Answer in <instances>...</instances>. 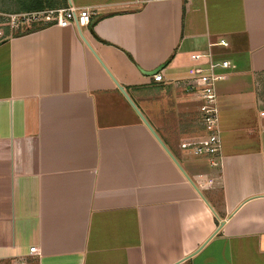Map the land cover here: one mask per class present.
<instances>
[{
    "label": "crops",
    "instance_id": "obj_1",
    "mask_svg": "<svg viewBox=\"0 0 264 264\" xmlns=\"http://www.w3.org/2000/svg\"><path fill=\"white\" fill-rule=\"evenodd\" d=\"M70 5L94 11L89 27L0 38V264H264V0H0V13ZM209 59L230 62L217 166L180 147L207 132L174 83Z\"/></svg>",
    "mask_w": 264,
    "mask_h": 264
},
{
    "label": "built area",
    "instance_id": "obj_2",
    "mask_svg": "<svg viewBox=\"0 0 264 264\" xmlns=\"http://www.w3.org/2000/svg\"><path fill=\"white\" fill-rule=\"evenodd\" d=\"M94 11L90 8H78L75 6H66L63 8L47 9L43 11L20 13V14H2L0 13V37L4 33V26L10 28V32L25 30L32 25L56 24L61 27L77 26L79 29L89 27L93 20ZM217 45L227 46L226 40H220ZM210 57V54L195 53L192 59L199 62L202 58ZM204 64H194L188 70L185 78H179L174 81L177 85H185L187 90L197 96L199 99V112L201 123L206 135L197 140L182 142L180 147L186 154L194 157H205L212 166L220 165L222 153V141L220 136V118L217 108L216 83L219 80L227 78L217 69H226L230 66L228 60L214 61L209 59ZM154 79L161 81L163 75L158 73ZM39 253L36 246L30 248V254Z\"/></svg>",
    "mask_w": 264,
    "mask_h": 264
},
{
    "label": "trees",
    "instance_id": "obj_3",
    "mask_svg": "<svg viewBox=\"0 0 264 264\" xmlns=\"http://www.w3.org/2000/svg\"><path fill=\"white\" fill-rule=\"evenodd\" d=\"M40 8H44V7L41 6V7L35 8V9H40ZM40 27H41V25H33V26H30V27L26 28L25 31L37 29V28H40ZM3 29H4V33H3V35L0 38H6L8 36H11L12 34L15 35V34L21 33L20 30L15 31V32H10V28L8 26H4Z\"/></svg>",
    "mask_w": 264,
    "mask_h": 264
},
{
    "label": "water",
    "instance_id": "obj_4",
    "mask_svg": "<svg viewBox=\"0 0 264 264\" xmlns=\"http://www.w3.org/2000/svg\"><path fill=\"white\" fill-rule=\"evenodd\" d=\"M122 91L126 94V96L128 97L127 93L125 92V90L123 88H121ZM129 98V97H128ZM130 100V98H129ZM131 101V100H130ZM132 105L136 108V110L138 111V113L140 114V116L143 118L142 114L140 113V111L137 109V107L135 106V104L131 101ZM144 119V118H143ZM145 120V119H144Z\"/></svg>",
    "mask_w": 264,
    "mask_h": 264
},
{
    "label": "rangeland",
    "instance_id": "obj_5",
    "mask_svg": "<svg viewBox=\"0 0 264 264\" xmlns=\"http://www.w3.org/2000/svg\"><path fill=\"white\" fill-rule=\"evenodd\" d=\"M0 10H1V8H0ZM33 26V25H32ZM30 27V26H29ZM28 28V27H27Z\"/></svg>",
    "mask_w": 264,
    "mask_h": 264
}]
</instances>
